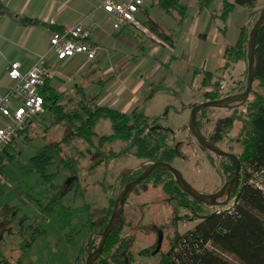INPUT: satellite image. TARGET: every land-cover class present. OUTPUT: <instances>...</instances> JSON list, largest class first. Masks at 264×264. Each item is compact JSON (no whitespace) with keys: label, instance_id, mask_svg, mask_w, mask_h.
<instances>
[{"label":"rangeland","instance_id":"1","mask_svg":"<svg viewBox=\"0 0 264 264\" xmlns=\"http://www.w3.org/2000/svg\"><path fill=\"white\" fill-rule=\"evenodd\" d=\"M186 1L185 17L176 11L168 14L159 7L153 8L148 2L149 8L152 7L149 9L151 17L171 35L176 50L168 51L159 43L160 52L154 56L148 54L161 65L159 72L156 71L158 76L154 78V86L162 79L161 76L164 75V79L153 96L140 103V108L150 119L157 116L156 126L166 130L168 142L180 147L181 154L173 159L172 166L196 190L214 193L228 180L224 160L200 146L188 126L192 106L205 101L204 76L210 71L216 74V68L221 65L216 66L211 60L213 44L203 35L211 31L212 36L219 28L223 39L228 43L235 42L245 18L247 28L251 30L264 8V0H258L253 8L242 11L236 6L226 21L221 17L222 0L203 9L197 2ZM213 11L218 14L212 15ZM137 20L147 27L138 15ZM125 32L126 38L136 44H149L150 39L141 30L131 28ZM60 75L58 70L47 80L52 81ZM247 75L246 58L232 62L228 67L225 63L213 76L212 83L219 86L224 97L244 91ZM85 90L93 96L99 93L94 84H88ZM254 92H262L257 81H254L246 102L253 98ZM62 93L61 102L67 103L68 111L73 110L81 96L75 95L74 91ZM237 109L208 108L205 117L201 118L205 135L213 132L220 118L234 113L244 117L246 103ZM240 127L241 122L236 121L226 138L217 143L218 146L228 152L241 153L238 142ZM72 131L69 124L56 123L55 115L46 108L29 122L25 131H18L17 137L7 145L8 153H0L4 155L0 161L5 159L0 166V215L4 214L6 205L15 207L9 216H0V261L6 258L11 263L21 259L23 264H79L92 233L98 245L99 233L107 225L113 209L111 201H115L132 177L150 164L133 155L128 149L129 142L98 145L99 136L112 133L108 118L97 122L94 145L73 138ZM46 145L51 148V162L47 167L49 177L42 176L30 161V157ZM112 152L117 155H112ZM261 180L257 174L252 178L253 183ZM213 210V206L198 207L199 214ZM187 216H193L190 209L180 206L175 196L166 193L163 186L155 185L152 179L139 183L128 196L119 221L123 235L134 234L137 237L132 248V264H157L159 255L152 254V251L156 247L158 231L164 233L161 249L166 251L171 246L170 240L176 228L179 233H184L199 222V218L188 220ZM144 247H148V252L142 253ZM226 257L238 264L233 255ZM86 258L87 253L82 257V264L86 263Z\"/></svg>","mask_w":264,"mask_h":264},{"label":"trees","instance_id":"2","mask_svg":"<svg viewBox=\"0 0 264 264\" xmlns=\"http://www.w3.org/2000/svg\"><path fill=\"white\" fill-rule=\"evenodd\" d=\"M149 1L157 3L168 14H172L174 11L178 12L181 17L186 14L187 7L181 0ZM197 1L200 8L203 9L214 0ZM222 1L221 17L224 21L236 6L253 8L258 2V0ZM0 11H4L1 1ZM245 19L239 27L235 42L225 48L226 67L232 62L247 58L248 39L251 30L247 28ZM150 27L151 30L157 32L154 26ZM157 33L162 38L170 39L169 35ZM256 59L257 74L255 81L258 82L262 92H254L253 98L245 102L246 114L244 117L234 113L218 119L210 137L214 143L222 141L232 130L235 122H241L238 142L242 151L236 154L241 162L240 180L238 187L231 194L229 203L225 206H213V211L199 214L198 207L205 204L197 202L189 194L183 192L169 170L156 169L142 181L152 179L155 185L163 186L166 193L174 195L180 206L187 207L192 212L193 216H187L188 220L199 218V222L184 233H179L176 228L175 235L170 240L171 246L166 251H162V245L156 251L159 234L162 233L164 238L163 231H158L156 247L152 251V254L159 255L157 264H236L226 257L228 254L233 255L238 264H264V192L251 182L255 174L264 179V24L257 35ZM212 78V73L207 72L202 81L205 101L222 97L219 86L216 83L213 85ZM41 93L44 97V107L55 115V122L69 124L73 130L71 136L90 146L94 145V138L97 137L95 131L97 122L101 118H108L112 125V133L98 137L97 141L100 147L114 141L129 142L128 149L132 150L133 155L149 161L150 164L156 161L172 163L173 159L181 154L179 146L168 142L166 130L155 127L158 117L150 119L138 107L133 108L129 113L122 112L114 106L94 103L96 96L89 97L88 100V96L81 91V100L78 105L73 110L68 111L67 103L61 102L63 93L57 91L51 85L50 80L46 81ZM70 99L73 100L72 97ZM207 110L208 108L201 110L197 116L201 129H203L201 118L205 117ZM28 127L29 124L19 129V133ZM7 147L2 148L0 153H8ZM50 154L51 148L46 145L30 157L32 166L44 177H49L47 167L51 162ZM112 155L116 156L117 154L112 152ZM2 157L4 158L3 154L0 155V158ZM222 159L224 160V171L229 180L235 172L236 165L229 158L222 157ZM4 163L5 159L3 162L0 161V166ZM141 173L142 171L137 173L130 181L137 178ZM111 202L114 203L115 201L112 200ZM218 210L220 211L218 212ZM13 211H15V207L6 205L3 215L7 217ZM3 215L0 216L3 217ZM120 218L108 235L102 253L94 264H132V248L137 237L134 234L123 235L122 227L119 225ZM99 234L101 236V232ZM87 246L89 250L96 249L97 242L94 233ZM145 252H148V247L142 248V253ZM86 253L85 248L79 264H82V257ZM0 263L23 264L21 259L11 263L6 258L2 259Z\"/></svg>","mask_w":264,"mask_h":264},{"label":"crops","instance_id":"3","mask_svg":"<svg viewBox=\"0 0 264 264\" xmlns=\"http://www.w3.org/2000/svg\"><path fill=\"white\" fill-rule=\"evenodd\" d=\"M0 1L4 10L0 11V93L6 92L13 84L7 73V66L11 62H20L21 70L28 71L39 55L47 51L49 36L53 30L76 24L98 10L103 2V0ZM192 1L198 3L197 0H190ZM216 1L218 0L213 2ZM148 2L151 1L146 2L142 12L138 13V18L147 25L148 32L145 33V37L150 39L149 44H136L135 41L127 39L125 31L131 29L130 27L123 28L119 33L115 32L108 14L101 10L95 17L96 28L93 35V41L100 46L97 56L88 60L86 56L78 54L66 61L58 60L55 55L49 56V62L61 74L52 79L51 85L59 92L74 91L75 95H80L82 91L87 96H96V104L114 106L122 112L129 113L135 107L141 110L140 103L145 98H151L164 79V75L161 76L162 79L154 86L156 81L154 78L158 76L156 71L161 65L148 54L154 56L159 53L161 49L159 43L168 51L176 50L171 35L151 17L149 9L159 6L157 3H151L152 7L149 8ZM181 2L188 4L186 0ZM239 8L241 11L245 10L244 7ZM211 13L218 14L216 11ZM150 26H154L157 32L169 35L170 39L162 38L156 31L151 30ZM203 37L213 44L211 60L216 66L221 63L216 68V74L210 71L214 76L226 63L225 48L232 42L228 43L222 38L219 28L215 29L212 36L211 31H207ZM220 38L223 39L221 42ZM88 84L98 87L99 93L94 96L88 94L85 90ZM6 120L0 114V125ZM17 139L20 140V137Z\"/></svg>","mask_w":264,"mask_h":264},{"label":"built area","instance_id":"4","mask_svg":"<svg viewBox=\"0 0 264 264\" xmlns=\"http://www.w3.org/2000/svg\"><path fill=\"white\" fill-rule=\"evenodd\" d=\"M147 1L103 0L98 10L76 24L53 30L49 36L47 51L39 55L28 71L23 72L18 61L11 62L7 66L8 76L13 84L6 92L0 93V114L7 119L3 125H0V150L17 137L19 129L45 111L41 89L47 79L52 78L57 71L49 62V56L55 55L58 60L66 61L82 54L88 60L94 59L100 50V46L93 41L95 17L101 10L108 14L115 32L130 27L139 29L145 34L148 28L139 23L137 15L142 12ZM253 184L264 192L263 178Z\"/></svg>","mask_w":264,"mask_h":264},{"label":"water","instance_id":"5","mask_svg":"<svg viewBox=\"0 0 264 264\" xmlns=\"http://www.w3.org/2000/svg\"><path fill=\"white\" fill-rule=\"evenodd\" d=\"M264 24V8L260 11V14L255 21L248 39V52H247V59H248V75H247V85L244 91L226 95L222 98L207 100L200 102L192 107L190 119H189V130L192 136L196 139V141L204 148L214 152L215 154L226 157L231 159L235 165L236 169L233 176L227 180L223 186L214 193H203L196 190L182 175L180 171L172 166V163L169 162H162L156 161L149 164L142 173L135 178L134 180L128 182L123 189L119 192L117 198L115 199L114 206L108 220L107 225L105 226L104 230L101 232V239L96 247L95 250L87 249V258L86 264H94L98 257L101 255L104 245L106 243L107 237L110 232L114 229L117 225L119 218L121 217L125 202L130 195V193L134 190V188L145 180L154 170L156 169H165L169 170L173 175L177 182L179 188L189 194L193 199L197 202L203 203L209 206H225L229 203L231 194L236 190L239 184V174L241 170V162L238 159V156L235 153L225 151L221 149L216 143L209 140L203 133L202 129L200 128L197 120L198 113L205 109V108H230L233 104L240 105L245 103L249 95L253 89V84L257 74V59H256V43H257V35L259 29ZM158 127L159 126H155ZM225 198L223 201L219 199ZM90 240V239H89ZM163 241V234H159L158 245L156 251H158L162 245Z\"/></svg>","mask_w":264,"mask_h":264},{"label":"flooded vegetation","instance_id":"6","mask_svg":"<svg viewBox=\"0 0 264 264\" xmlns=\"http://www.w3.org/2000/svg\"><path fill=\"white\" fill-rule=\"evenodd\" d=\"M239 93V92H238ZM236 94V93H235ZM230 95V94H229ZM222 98V97H221ZM241 105V104H240ZM237 107H239V105L237 106V105H235V104H233L232 105V107H230V108H233V109H236ZM203 131V130H202ZM203 133H204V131H203ZM204 135H205V133H204ZM209 140H211L210 139V137H211V134L209 135V136H207V135H205ZM212 141V140H211ZM213 142V141H212ZM220 142V141H219ZM219 142H217V143H219ZM216 143V144H217ZM199 144V143H198ZM200 145V144H199ZM218 145V144H217ZM201 146V145H200ZM130 182V181H129ZM128 199V198H127ZM225 198H221V199H219L220 201H223ZM92 235H93V233L91 234V236H90V239L92 238ZM90 241V240H89ZM89 241L87 242V245H88V243H89ZM86 245V246H87Z\"/></svg>","mask_w":264,"mask_h":264}]
</instances>
